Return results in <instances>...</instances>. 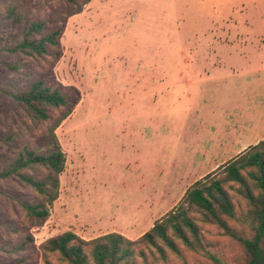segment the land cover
I'll use <instances>...</instances> for the list:
<instances>
[{
	"label": "rangeland",
	"instance_id": "obj_1",
	"mask_svg": "<svg viewBox=\"0 0 264 264\" xmlns=\"http://www.w3.org/2000/svg\"><path fill=\"white\" fill-rule=\"evenodd\" d=\"M7 4L0 0V167L25 146L48 151L41 138L51 123L31 126L13 94L43 79L74 110L56 130L66 168L51 216L29 230L33 246L0 251V264H46L41 246L68 231L87 241L109 233L135 241L195 182L264 142V0H91L65 24L56 63L54 54L2 51L24 28L3 19ZM61 5L32 0L28 21L49 20ZM65 110H52V122ZM0 187L37 200L16 181ZM25 221L0 195V246L20 242ZM207 229L215 251L239 264L240 247Z\"/></svg>",
	"mask_w": 264,
	"mask_h": 264
},
{
	"label": "trees",
	"instance_id": "obj_2",
	"mask_svg": "<svg viewBox=\"0 0 264 264\" xmlns=\"http://www.w3.org/2000/svg\"><path fill=\"white\" fill-rule=\"evenodd\" d=\"M90 1L62 0L49 20L29 22L32 0H8L3 19L24 28L21 40L2 51L35 58L54 54V62H58L63 55L61 39L65 24L69 18L80 14ZM13 100L31 126L51 123L41 138L48 147L47 152L25 146L0 167V184L16 181L37 195V200L28 201L21 194L11 195L0 187V195L16 202L26 217L23 239L2 244L0 251L20 255L34 244L29 230L42 227L49 220L51 208L59 197L66 154L56 130L74 107H69L68 97L61 89L48 85L43 79L31 81L13 94ZM61 108L67 110L52 122L51 111ZM38 170L44 171V178H39ZM209 227L216 228L221 236L240 247L239 264H264V142L195 182L176 207L135 241L119 233L87 241L68 231L48 239L41 250L46 264H140V261L142 264L157 261L173 264L177 260L188 264V255L200 256L210 264H229L215 251L218 242L207 239ZM50 256L56 257L57 263L48 260Z\"/></svg>",
	"mask_w": 264,
	"mask_h": 264
},
{
	"label": "crops",
	"instance_id": "obj_3",
	"mask_svg": "<svg viewBox=\"0 0 264 264\" xmlns=\"http://www.w3.org/2000/svg\"><path fill=\"white\" fill-rule=\"evenodd\" d=\"M156 211V210H155ZM159 211V210H158Z\"/></svg>",
	"mask_w": 264,
	"mask_h": 264
}]
</instances>
